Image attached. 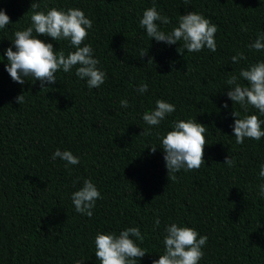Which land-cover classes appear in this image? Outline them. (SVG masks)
<instances>
[{"label": "trees", "instance_id": "1", "mask_svg": "<svg viewBox=\"0 0 264 264\" xmlns=\"http://www.w3.org/2000/svg\"><path fill=\"white\" fill-rule=\"evenodd\" d=\"M33 2L45 13L81 9L93 21L81 46L91 44L106 73L98 89H89L75 67L58 71L56 84L42 91L32 77L23 85L11 79L5 51H15L14 33L31 26ZM154 2L170 20L157 21L165 33L187 11L210 19L218 27L217 50L181 55L178 44L148 37L139 20ZM0 9L10 17L0 29V264H100L96 234L119 235L129 227L144 236L136 243L148 254L138 264H152L164 252L165 228L172 223L208 237L199 264H264V137L235 142L231 112H244L226 95L230 75L264 60V51L248 47L264 33V0H0ZM37 38L66 55L75 50L68 40ZM142 51L147 55L141 57ZM239 52L247 59L233 64ZM142 83L148 85L143 94L136 91ZM121 100L129 106L121 107ZM156 100L176 111L151 135H140L150 127L142 116ZM248 114L264 121L250 105ZM188 119L207 127L205 164L172 179L159 136L172 130L173 121ZM57 149L72 152L80 163L66 168V161H54ZM226 156L235 159L234 167L224 164ZM84 179L102 196L91 218L77 213L71 200Z\"/></svg>", "mask_w": 264, "mask_h": 264}, {"label": "clouds", "instance_id": "2", "mask_svg": "<svg viewBox=\"0 0 264 264\" xmlns=\"http://www.w3.org/2000/svg\"><path fill=\"white\" fill-rule=\"evenodd\" d=\"M190 0H184L188 4ZM33 14L31 15V26L25 30L14 33L12 42L15 51L9 47L5 51L7 57L6 71L11 79L23 85L26 77H32L40 82L41 91L46 89L45 85H54L57 82L56 73L62 70L69 73L74 67L75 75L85 80L89 89H98L105 83L106 73L98 68L100 61L94 58L91 44L81 46L88 36L89 29L93 27V21L88 18L81 9L70 8L67 11L52 7L45 11H39L40 3L33 2L31 5ZM160 24L167 25L170 20L162 16L155 6L144 10L139 25L146 31L148 37L157 42H164L167 45H179L177 52L181 55L185 53H199L205 47L215 52L217 44L215 34L218 31L216 24L202 14L187 11L180 15L177 26L165 33L160 30ZM10 24V17L5 10L0 9V29ZM247 31L246 28H242ZM35 32L37 35H33ZM40 36L50 37L53 41L68 40L74 51L67 55L63 50L57 51L52 43L37 38ZM183 41L182 46L178 43ZM250 50L257 52L264 51V33L248 45ZM148 52V51H147ZM141 52V57L147 55ZM247 59L242 52L231 58L233 64ZM148 63H153L149 58ZM239 80L247 82L240 83ZM231 87L226 95L234 104H239L244 115L241 117L240 111L233 110L231 115L234 119L233 136L237 144H243L246 138L260 140L264 137L261 125L264 124L257 115L248 114L249 105L258 110L260 116H264V60L250 64L246 69L241 68L239 76L230 75L226 81ZM136 91L143 94L148 91L146 83L140 84ZM17 103H23L24 95L16 97ZM121 107L127 108L128 101L121 100ZM223 108L227 109L228 104L224 103ZM176 106L164 100H156L155 108L146 111L142 119L149 125V129L143 130L140 135H151V128L158 127L166 116L174 113ZM170 131L159 136L163 151V159L168 172V177L175 179V174L184 171L198 170L205 164L204 149L208 144L205 133L207 127L198 123L196 119L173 121ZM219 131V130H218ZM220 132V131H219ZM155 153L157 147L150 149ZM59 158L66 161L68 165H78L79 157L74 156L70 151L57 149L52 159ZM224 164L229 167L235 166V159L225 157ZM260 177L264 179V164L260 166ZM260 194L264 196V184L260 185ZM102 199L101 193L91 179H84L83 186L75 191L71 200L75 211L88 218L93 216V209L96 201ZM157 227L160 220H155ZM166 235L163 239L164 252L159 255L158 260H153L152 264H199L204 253L202 248L207 244L208 237L200 235L194 228L180 226L172 223L165 228ZM135 238V240L133 239ZM141 243L144 236L139 227H129L122 230L119 235L115 233L98 232L94 239L95 257L100 264H138V261L148 254L136 241ZM76 264H84L82 260Z\"/></svg>", "mask_w": 264, "mask_h": 264}]
</instances>
